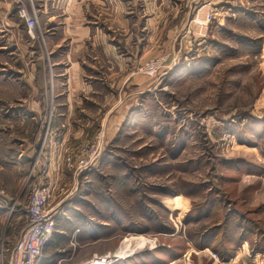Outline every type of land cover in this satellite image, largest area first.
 <instances>
[{
    "label": "rangeland",
    "instance_id": "374dc122",
    "mask_svg": "<svg viewBox=\"0 0 264 264\" xmlns=\"http://www.w3.org/2000/svg\"><path fill=\"white\" fill-rule=\"evenodd\" d=\"M21 5L37 18L32 31ZM0 7V26L9 16L27 27L22 42L0 30V73L22 66L29 87L42 92L36 113L18 115L22 101H0V155L10 146L33 153L29 171L0 170V188L25 205L47 183L41 175L51 174L53 154L60 180L50 206L58 218L44 255L58 262L80 251L87 259L78 264L106 255L113 264H264V252L251 251L264 237V0H0ZM75 47L84 49L87 79L99 78L107 97L75 102L71 114L55 81H68L66 50ZM148 62L157 63L155 75ZM97 135L100 154L80 170L81 149ZM211 199V216H198ZM233 211L229 230L239 233L242 220L253 229L224 260L200 244H226L217 225ZM28 226L24 212L0 211V264H14ZM91 232L101 236L90 246L95 254L84 245Z\"/></svg>",
    "mask_w": 264,
    "mask_h": 264
},
{
    "label": "crops",
    "instance_id": "0c3cea01",
    "mask_svg": "<svg viewBox=\"0 0 264 264\" xmlns=\"http://www.w3.org/2000/svg\"><path fill=\"white\" fill-rule=\"evenodd\" d=\"M8 4V5H7ZM11 4V2H6L3 3L4 8L8 7ZM1 8V7H0ZM1 9V11H4V13H6L5 9ZM11 12V11H9ZM5 15V14H4ZM1 17V15H0ZM6 17V16H5ZM54 18V17H52ZM15 19V20H14ZM14 19H10V17H6V23L3 22V24L0 26V30H3V28H6L9 30V36L11 38H13L15 41L22 42V36L23 35H27V27L26 24L23 23L22 25H19V22L17 17ZM54 24V22L52 23ZM6 25V26H5ZM86 31V30H83ZM63 33L66 36L68 34V29L67 26H64L63 28ZM75 33L73 34V40L76 41L78 43V45L81 43H79L76 38H75ZM11 39V40H13ZM90 39V38H89ZM88 39V40H89ZM9 39H7L8 41ZM9 42V41H8ZM19 45V44H18ZM5 48L7 47L6 45H3ZM84 49H78V47L72 48V49H67V55L66 58H68V64L65 66L67 73L70 74V77L68 79V81H64L62 78H58L55 81V86H56V90H57V95H61L64 94L65 92H67V96L65 97L67 100V105L70 106V108L68 109L67 112H71L72 108L74 109V103L76 102V105H80L83 100H90L94 97H101V98H105L107 97V94L104 92L103 96L101 94V91L99 90V84L103 83L100 82L99 78H96L93 76V74L90 75L91 79H87L88 75L85 71V67H87L84 63V55H83V51ZM80 51V52H79ZM78 52L80 53L79 58H77ZM71 54V55H70ZM118 62V61H116ZM84 64V65H83ZM11 67V64H9ZM23 68L22 66L19 69H16L12 71L13 74H9V75H5V72L0 73V101L4 100V101H22L19 102L18 105L15 104V111H20L18 112V115L21 112H29V113H36L38 112V110H40V106H41V95L42 92L38 90L37 86L33 85V87H29V85H32L31 80L33 79H26V74H20L22 72ZM17 74V75H15ZM95 75H99L98 73H95ZM105 91V90H104ZM108 93V92H107ZM29 100H31L32 102H29ZM28 101V102H25ZM73 102V103H72ZM17 113V112H16ZM74 112H71V114H73ZM13 116L15 115V112H13L12 114ZM71 128L68 130L71 134ZM75 136V135H73ZM41 143V142H40ZM39 143V144H40ZM14 156H11V154ZM30 153V152H29ZM29 153H27L26 151H19L17 153V151H15V148L13 147H8V152H3V154L0 155V170H9V168H14L16 170H23L25 168H27V171H29L28 169L30 168L31 165V160H32V155H30ZM62 155V154H61ZM57 156V155H56ZM58 158H61V156H59ZM54 156L53 154L50 157L51 160V165H52V169H51V174L49 175V178H47V181H52L53 179L55 180V176L56 175V169L53 166V160H54ZM55 164V163H54ZM23 175V174H22ZM21 176V175H20ZM4 178V177H3ZM17 179V178H16ZM57 179L60 180V177L57 176ZM8 179L5 178V180L2 181V185L8 186ZM58 188H59V182H58ZM71 201V198L69 199V202ZM63 232V231H61ZM89 234V235H88ZM89 239L88 242H86L84 245H88L89 246V250L90 246H93L95 244L94 240H98L99 237H101L100 235H94L93 232L91 233H87V235ZM94 241V242H92ZM80 251L76 252H72L70 255L61 257L58 262L56 261L57 258H55V255H44L43 260H42V264H53V263H58V264H78L84 260H86L87 258L79 253ZM95 254L98 253L94 250H90L89 254ZM88 254V255H89ZM92 254V255H93Z\"/></svg>",
    "mask_w": 264,
    "mask_h": 264
},
{
    "label": "built area",
    "instance_id": "2783aa9c",
    "mask_svg": "<svg viewBox=\"0 0 264 264\" xmlns=\"http://www.w3.org/2000/svg\"><path fill=\"white\" fill-rule=\"evenodd\" d=\"M19 17L25 19L30 31L37 26V18L31 15L28 9L21 5L18 10ZM148 73L155 75L158 69L156 62H148L145 66ZM101 148V135L89 142L81 149L78 159V168L85 170L97 160ZM42 180L49 178V172L41 175ZM58 189V179L44 181L35 187L23 205L19 200L11 197L6 189L0 188V211L11 214L15 211L25 213L29 226L16 249L14 264H42L44 251L56 228L58 209L51 207ZM115 256L106 255L94 257L83 264H113Z\"/></svg>",
    "mask_w": 264,
    "mask_h": 264
},
{
    "label": "trees",
    "instance_id": "16d2710c",
    "mask_svg": "<svg viewBox=\"0 0 264 264\" xmlns=\"http://www.w3.org/2000/svg\"><path fill=\"white\" fill-rule=\"evenodd\" d=\"M213 201H215V200L211 199V200L206 201V203H204V207H202L200 209L198 216H200V215H201V217L207 216V215L209 216L210 213L207 214L206 212L210 210L209 205H211L210 202H213ZM105 202H107V201L105 200ZM231 214L233 215V214H235V212L234 211L229 212L228 215L225 216L224 221H222L221 223H219L217 225L218 228L220 227L221 230L223 229V236L225 238L227 237L226 238V244L222 243L221 246H219L217 243H214V240L212 243H210V241H209L208 243L203 242L200 244V246L203 248L210 247L211 249H213L217 253V255L219 257H221L224 260H228V259L232 258L235 255L238 247L241 244H243V241H245V240L247 241L250 239V236H249L251 234L250 231L253 229L252 227H250L248 225V223H246V222L244 223V221L242 220V219H245L246 217L241 216L242 221L237 222V224L235 226L236 227L235 229H240V232L238 233V231L233 232V230H229V228H230L229 222H230V218L232 216ZM201 217H199V218H201ZM233 234H235V235H233ZM260 234L264 235V231L259 230V235ZM200 235H202V238H206V237H208V235H210V230H206L204 232H201ZM252 244H253L251 246L252 253H256V252L263 253L264 252V237L263 238L260 237L259 239H256L255 241H253Z\"/></svg>",
    "mask_w": 264,
    "mask_h": 264
},
{
    "label": "bare ground",
    "instance_id": "6f19581e",
    "mask_svg": "<svg viewBox=\"0 0 264 264\" xmlns=\"http://www.w3.org/2000/svg\"><path fill=\"white\" fill-rule=\"evenodd\" d=\"M128 246H129V243H126V244L124 245V249H125V251H128Z\"/></svg>",
    "mask_w": 264,
    "mask_h": 264
}]
</instances>
